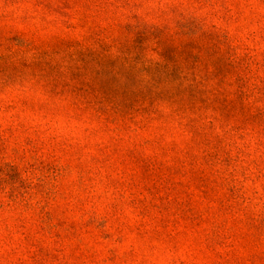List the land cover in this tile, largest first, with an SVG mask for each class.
I'll return each instance as SVG.
<instances>
[{
	"label": "rangeland",
	"instance_id": "374dc122",
	"mask_svg": "<svg viewBox=\"0 0 264 264\" xmlns=\"http://www.w3.org/2000/svg\"><path fill=\"white\" fill-rule=\"evenodd\" d=\"M0 264H264V0H0Z\"/></svg>",
	"mask_w": 264,
	"mask_h": 264
}]
</instances>
